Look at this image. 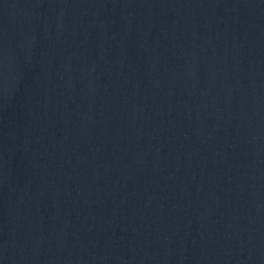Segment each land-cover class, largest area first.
<instances>
[{
	"label": "water",
	"instance_id": "1",
	"mask_svg": "<svg viewBox=\"0 0 264 264\" xmlns=\"http://www.w3.org/2000/svg\"><path fill=\"white\" fill-rule=\"evenodd\" d=\"M0 264H264V0H0Z\"/></svg>",
	"mask_w": 264,
	"mask_h": 264
}]
</instances>
